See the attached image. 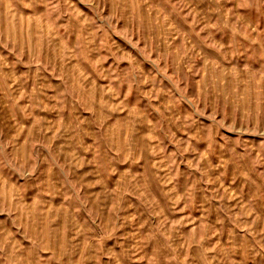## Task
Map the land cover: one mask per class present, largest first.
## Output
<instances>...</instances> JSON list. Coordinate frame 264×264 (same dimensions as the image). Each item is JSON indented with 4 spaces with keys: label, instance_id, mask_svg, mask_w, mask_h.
<instances>
[{
    "label": "rangeland",
    "instance_id": "rangeland-1",
    "mask_svg": "<svg viewBox=\"0 0 264 264\" xmlns=\"http://www.w3.org/2000/svg\"><path fill=\"white\" fill-rule=\"evenodd\" d=\"M0 264H264V0H0Z\"/></svg>",
    "mask_w": 264,
    "mask_h": 264
}]
</instances>
